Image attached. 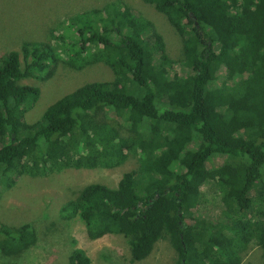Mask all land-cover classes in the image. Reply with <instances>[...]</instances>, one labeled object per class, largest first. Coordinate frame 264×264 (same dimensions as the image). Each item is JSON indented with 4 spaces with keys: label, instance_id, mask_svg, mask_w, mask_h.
Wrapping results in <instances>:
<instances>
[{
    "label": "trees",
    "instance_id": "1",
    "mask_svg": "<svg viewBox=\"0 0 264 264\" xmlns=\"http://www.w3.org/2000/svg\"><path fill=\"white\" fill-rule=\"evenodd\" d=\"M143 1L181 37L179 60L122 1L0 58V188L135 157L138 168L116 188L84 187L62 216L79 218L91 241L123 237L133 263L162 240L176 264H243L254 246L264 259V0ZM61 64H104L114 78L78 88L29 123L41 89L22 81H49ZM208 203L220 206L217 217L203 215ZM37 242L31 224L0 225L3 258L20 259ZM68 264L92 260L74 248Z\"/></svg>",
    "mask_w": 264,
    "mask_h": 264
},
{
    "label": "rangeland",
    "instance_id": "2",
    "mask_svg": "<svg viewBox=\"0 0 264 264\" xmlns=\"http://www.w3.org/2000/svg\"><path fill=\"white\" fill-rule=\"evenodd\" d=\"M114 1H122L151 20L164 37L171 58L182 57L181 37L166 16L143 0H0V58L8 52L19 51L25 42L48 41L52 31L59 30L71 17ZM176 71L180 75L188 72L180 67H176ZM113 78L112 70L104 64L81 71L61 64L49 81L24 80L21 84L41 89V97L26 119L34 123L52 104L78 88ZM221 162L222 159H216L210 166ZM138 166V160L131 157L125 165L113 170H64L48 177L23 176L12 189L0 188V225L31 224L38 233L36 246L22 258L0 255V264H68L74 248L84 250L92 264H176L177 253L167 241H160L146 260L133 263L123 237L108 235L91 241L79 218L69 220L61 214L62 207L75 199L84 187L103 184L116 188L122 176ZM220 212L219 205L208 203L202 213L215 218ZM243 264H264L261 249L252 247Z\"/></svg>",
    "mask_w": 264,
    "mask_h": 264
}]
</instances>
